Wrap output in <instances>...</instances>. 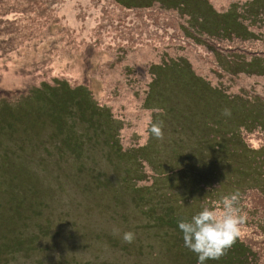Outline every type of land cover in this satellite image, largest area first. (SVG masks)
I'll return each mask as SVG.
<instances>
[{"label": "rangeland", "instance_id": "obj_1", "mask_svg": "<svg viewBox=\"0 0 264 264\" xmlns=\"http://www.w3.org/2000/svg\"><path fill=\"white\" fill-rule=\"evenodd\" d=\"M57 81L86 87L115 120L100 119L97 130L69 120L78 153L50 138L49 119L22 102L31 88ZM228 98L239 99L238 107ZM2 103H19L29 118L0 137V244L10 247L0 264H188L197 256L182 234L157 219L170 208L186 217L208 205L178 202L189 196L185 179L152 186V160L167 171L198 164L202 128L221 135L242 125L257 131L249 137L259 145L264 0H0ZM155 108L169 119L163 139L145 143ZM111 134L121 151L107 144ZM138 169L144 178H136ZM261 181L250 186L264 192ZM244 199L248 209H261L256 190ZM258 218L246 219L240 238L264 251ZM129 231L131 244L122 239Z\"/></svg>", "mask_w": 264, "mask_h": 264}, {"label": "trees", "instance_id": "obj_2", "mask_svg": "<svg viewBox=\"0 0 264 264\" xmlns=\"http://www.w3.org/2000/svg\"><path fill=\"white\" fill-rule=\"evenodd\" d=\"M131 8L138 7L134 6ZM196 35L200 37L198 33ZM70 98H73L72 102L66 103L65 100ZM22 102L26 107L32 103L36 111L39 112L38 115H44L46 121L47 118L49 119L54 127V132L51 133L50 138L53 140L60 139V146L62 145V147L71 152L74 151L75 153H78L80 146L77 142L73 141V137H71L73 128L72 123H70L69 120L76 119L77 121H81L83 124H87V126L94 128V130L101 129L100 119H107L108 122H110V120L115 121L112 120L110 110L104 107H99L92 99V96L86 87L78 86L71 88L64 81H57L54 83V86L41 83L38 88H31ZM228 102L234 104L235 107L240 103L239 99L231 98H228ZM18 110L19 103H2L0 106V137H6L7 133L10 131H17V125L20 123L23 124L24 118H29L28 111L22 114V112ZM243 115L245 118L249 117L247 113H243ZM163 117L168 118L165 114H156L155 112H152L153 121L163 120ZM114 123L116 125L119 124V122ZM44 126V123H42L38 127L43 128ZM184 127L188 132H190L189 129H197L195 125ZM182 128L183 127L180 126L176 129L180 130ZM176 129L173 128V130ZM207 130L208 129L202 128L196 133V136L198 137L197 140L200 139V143L199 148L195 149L194 154L198 151H200V154L203 153L198 164L192 162V166H190V163L187 164V167L177 166L167 171L161 169L162 164L160 162L155 163L152 160V186L156 185L157 182H165L166 180L175 178H178V181L185 179L186 185L189 183L187 185L189 196L183 201L178 202L192 203L202 201V203H205L208 206H210L211 202L219 200L222 196L238 192L239 206L241 207L242 212L246 214L247 218H252L253 221H256V218L259 220L258 216L260 214L262 222L258 225H262L260 226V229H264V192L252 187V185L250 186V183H253L254 185V180H258L261 176L264 177V137L260 136L259 145L257 144L256 148H254L250 143L249 136L252 135V132L257 131H250L242 125L236 126L234 130L223 131L221 132V135L217 132L218 130L210 133H207ZM57 136L60 138H57ZM109 138L111 140H109L107 144L112 148L116 147V150L121 151V146L116 140L117 137L111 134ZM24 140H26V142ZM23 143L24 145L27 143V138H23ZM172 151L179 156L180 152L178 150L172 149ZM8 155L9 152L5 150L3 155L5 163ZM187 155V159L189 160L191 155ZM206 166L212 168L207 170L205 169ZM6 167V172L12 171V168H9L7 163ZM6 172H4V174ZM186 172L192 174L188 176L189 181L186 179ZM142 174V169H138V177L136 178H144L142 177ZM0 175L3 174L0 173ZM230 175H233V178H231ZM261 182L264 183V181ZM190 184L192 186H190ZM136 189L137 188H135L134 191H136ZM250 190H256L259 194V200L257 203L261 209L250 210L245 206L244 196H246ZM168 195L170 194L165 193L162 196L169 197ZM194 195H196L195 199L192 198ZM163 198L164 197L161 199ZM201 209L202 208L198 211ZM196 212H192L191 214L186 215V217H191V215ZM180 218L184 217H181V215H174V210L170 208L168 209L167 215L164 217H158L157 222L162 223L167 227L177 229L181 235L182 233L179 230L177 223ZM251 241L255 240L252 239L248 241L246 238L241 239L239 235L224 256L218 260H206L204 264H264L262 263L264 251L258 248L255 249L252 246ZM181 244L183 245V243ZM9 248L8 244H0V254L6 252ZM186 251L189 253L188 249ZM190 257L191 259L188 264H198L197 257H193L192 255H190Z\"/></svg>", "mask_w": 264, "mask_h": 264}, {"label": "clouds", "instance_id": "obj_3", "mask_svg": "<svg viewBox=\"0 0 264 264\" xmlns=\"http://www.w3.org/2000/svg\"><path fill=\"white\" fill-rule=\"evenodd\" d=\"M151 112L163 114L159 108ZM222 115L230 116L229 109H224ZM163 121H153L151 115L144 124L143 136L145 143L150 137L163 139ZM247 216L239 206V193L222 196L219 200L211 202L191 217L180 218L178 228L182 233L183 246L194 253L198 264L206 260H218L224 256L240 235L241 226ZM123 242L131 244L135 235L133 232L123 234Z\"/></svg>", "mask_w": 264, "mask_h": 264}]
</instances>
